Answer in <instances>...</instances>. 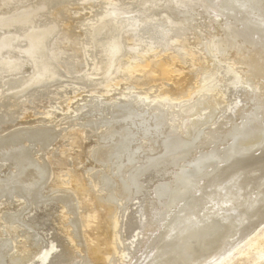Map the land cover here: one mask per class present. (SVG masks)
Listing matches in <instances>:
<instances>
[{
  "label": "bare ground",
  "instance_id": "1",
  "mask_svg": "<svg viewBox=\"0 0 264 264\" xmlns=\"http://www.w3.org/2000/svg\"><path fill=\"white\" fill-rule=\"evenodd\" d=\"M109 1L114 9L107 0H0V264L35 261L44 240L24 214L48 203L61 207L69 243L45 264H213L264 226V0ZM178 46L196 62L173 75L175 57H155ZM224 55L230 72L217 90L178 102ZM232 73L243 86L235 116L224 113ZM68 80L81 86L66 84L68 94L93 90L53 124L81 117L69 143L85 146L84 161L73 165L71 147L51 153L66 137L49 126L44 98L67 93ZM34 109L44 127L9 132L15 114L21 122ZM141 194L139 217L126 222L141 233L125 263L130 239L116 227Z\"/></svg>",
  "mask_w": 264,
  "mask_h": 264
},
{
  "label": "rangeland",
  "instance_id": "2",
  "mask_svg": "<svg viewBox=\"0 0 264 264\" xmlns=\"http://www.w3.org/2000/svg\"><path fill=\"white\" fill-rule=\"evenodd\" d=\"M107 2H108V7H110V8H108V9H114L113 8V6H111V5H113V4H111L110 3V1L109 0H107ZM109 3H110V5H109ZM106 5V6H107ZM118 5V4H117ZM115 6V5H114ZM199 18V19H198ZM197 19H198V22H197ZM195 20V21H194ZM202 22V19L200 18V17H194L193 18V23L196 25V27H198V24H200ZM197 23V24H196ZM206 30L207 29H205L204 30V28H202V29H200L199 28V30L197 29V33H198V35L200 34L201 36H202V34H204V33H206ZM201 31H203V32H201ZM214 32V31H213ZM208 33V32H207ZM191 38H195V35L194 34H192L191 36H190ZM203 37V36H202ZM182 40H184V38L182 39ZM182 40H180V42L182 41ZM200 47H196L195 48V50L198 52V55L199 54H201L202 56L201 57H203V61L204 62H207V59H205V55H204V53L201 51V49H199ZM191 51V49H186V48H180L179 46L177 47V48H175V49H167V50H163L159 55H157L156 57H155V59L156 60H158V59H163V58H167L168 56H170L171 55V57H175V62H176V65L174 66V67H172L171 68V70L173 71L172 73H173V75L175 74V75H179V74H181V73H183V69L186 67V66H188V64L189 63H192V65L193 64H195V62H196V60H194L193 59V57H192V52H190ZM172 54H174V55H172ZM166 55V56H165ZM168 55V56H167ZM229 56V55H228ZM227 55H224L223 56V58H224V60H222L221 58L220 59H218V58H216L215 60V64L217 65V67H216V69L214 70V71H212L211 73H209V75H205L204 77H200V79H198L197 81H196V83H195V85L192 87V89L189 91V93H188V95L186 96V97H181L182 99H178L177 101L179 102V101H181V100H185V101H190V100H192V98H194V97H196L198 94H201V93H210V92H212V91H214V90H217V88L216 87H218L219 85H218V80H217V78L220 76V75H227L229 72H230V62L228 61H225V59H227V58H229ZM201 60V59H200ZM137 61H138V63H139V65L140 66H143V65H147L148 64V62L146 61V59L145 58H138L137 59ZM227 62V63H226ZM133 69H137L138 67L136 66V65H134V67H132ZM117 70H119V69H117ZM116 70V71H117ZM147 70V66L144 68V71H146ZM94 71L96 72V70H95V66L92 68V70H91V72L92 73H94ZM112 76V75H111ZM154 76H156V75H154ZM203 76V75H202ZM69 78V77H68ZM68 78H65L66 80L68 79ZM64 79V81L66 82V80ZM117 80L118 79H116V80H114V83H116L117 82ZM64 81H61L60 82V84H64L63 82ZM70 80H68L67 81V83H65V85H63V86H65L66 87V84L67 85H69V86H71V88L73 89V87H74V89H76L77 87L78 88H81V86L80 85H78V84H74V83H72V82H69ZM240 81V77H239V75H237V74H235V73H232L231 74V76H230V78L226 81V83H227V85H226V87L227 86H230L232 89H234V91H231V89H229L228 91L230 92V97L233 99H231V98H229L228 99V102H229V104H231V105H228V109L226 110H224V113H226V112H229L232 116H235V110L242 104V95H241V91L243 90V86L242 85H240L241 84V81ZM69 83V84H68ZM59 83H57L55 86H57V85H60ZM72 84V85H71ZM238 84V86H239V88L237 89L236 87V85ZM236 86V87H235ZM86 87H88V89L90 90H88L87 91V88ZM85 88H83L82 90H80L79 92L80 93H78V92H72L71 94H70V92H69V94H68V89H69V91H72L69 87H66L67 88V93H65V91L63 92V89H61V90H55V87L53 88H51L50 87V91L52 90V89H54L55 91H58V92H54L53 93V91H51L50 93H52V94H50L49 93V95L50 96H53L52 98L54 99V97H55V99L56 100H54V102H55V104H53L54 102H53V100L50 98V100H49V98L48 97H50L48 94H47V96H45L44 98H46V100H47V102H49L50 103V106H52V108L50 109V112H52L50 115H48V116H51V115H54V116H52L51 118H52V124H48L50 127L51 126H53V124H55V123H60L61 122V120H60V114H61V116L62 117H64L65 116V114H67V111H68V107H69V104H73V106L74 107H79V106H83V105H85L86 103L85 102H87L88 101V99H89V96L90 95H93V93H92V91H91V86L89 87V86H86ZM85 89V90H84ZM65 90V89H64ZM85 92H84V91ZM60 91V92H59ZM235 91H237L238 92V94H236L235 93ZM84 92V93H83ZM89 94H88V93ZM198 92H200V93H198ZM215 92V91H214ZM59 93V94H58ZM77 93V94H76ZM82 93V94H81ZM92 93V94H91ZM118 93V92H117ZM56 94V95H55ZM232 94H233V96H232ZM60 95V96H59ZM71 95V96H70ZM235 95V96H234ZM237 95V96H236ZM145 96V95H144ZM240 97V98H239ZM61 98V99H60ZM63 98V99H62ZM123 98V97H122ZM242 98V99H241ZM58 99V100H57ZM22 100V99H21ZM51 100H52V102H51ZM66 102V103H64V101ZM85 102H84V101ZM242 100V101H241ZM240 101H241V103H240ZM83 103V104H82ZM239 103H240V105H239ZM80 104V105H79ZM208 103H206V105H207ZM237 105H239V106H237ZM230 106V107H229ZM237 106V107H236ZM70 109V108H69ZM231 109H232V111H231ZM71 110V109H70ZM73 110V109H72ZM71 110V111H72ZM84 110H86V109H84ZM217 110V109H216ZM215 110V111H216ZM219 110L220 111H223L222 109H221V107H219ZM55 111V112H54ZM70 111V113H73V111L71 112ZM33 112H34V115H33ZM82 112V111H81ZM84 112V111H83ZM208 112V111H207ZM31 113L32 114H30V115H33L34 117H32V116H28V117H24V118H22V121L20 122V119L21 118H19V116L17 115L16 116V114H15V118H13V119H15L16 121H17V123H16V121H14L13 120V122H12V120H11V122L12 123H10V125L8 124H2L3 126H6V127H9V128H11V130L10 129H8V128H5V130H6V134L5 135H7L9 132L11 133V131L13 130V131H15L16 129H18V128H25V127H27V128H29V122H30V127L31 126H33V128L35 129L37 126H39V127H37V128H42V127H44V126H42L41 124H36L35 125V121H37L38 120V117L40 116L39 114H40V110H38V109H34V111L33 110H31ZM36 113V114H35ZM206 113V112H205ZM221 113V112H220ZM234 113V114H233ZM57 114V115H56ZM73 114H76V113H73ZM73 114L72 115H70L71 116V118H72V116H73ZM36 117V118H35ZM57 117V118H56ZM59 117V118H58ZM76 116L74 115V119H77V120H74L75 121V123H74V121H73V123L74 124H72L73 126L71 127L70 126V128H69V123L68 124H65V123H62V124H58V125H62V126H59L60 127V129L58 128V127H55V126H53V130L55 131V133H56V136L57 135H61V137H63V136H65L66 137V141L69 143V141H70V143L71 142H73V137L74 136H72V135H75V132L73 131V127H74V129H75V127L77 126V127H82L83 126V124L81 125V123L82 122H80V121H82V120H80V118H75ZM222 117V116H221ZM37 119V120H36ZM28 124H26L25 122ZM56 121V122H55ZM77 121V122H76ZM22 122L24 123L23 125H25L26 124V126H23L22 125ZM14 123V124H13ZM18 123H21L20 125L18 124ZM11 124H13L14 126H16L17 124H18V126L19 127H17V128H15L14 129V126L13 125H11ZM77 124V125H76ZM81 126H80V125ZM76 125V126H75ZM12 126V127H11ZM34 126H36V127H34ZM49 127V128H50ZM54 127H55V129H54ZM67 127V128H66ZM76 127V128H77ZM87 127V126H86ZM86 127H83L84 129L86 128ZM4 128V127H3ZM13 128V129H12ZM36 128V129H37ZM52 128V127H51ZM50 128V129H51ZM63 128H65V129H63ZM26 129V128H25ZM58 129H59V131H58ZM71 131H70V130ZM86 129H88V127L86 128ZM85 129V131L87 132L88 130H86ZM10 130V131H9ZM61 130H63L62 132H60ZM66 130V131H65ZM1 131V130H0ZM9 131V132H8ZM67 133H65V132ZM69 131V132H68ZM4 132V130L3 131H1L0 132V135H3L4 136V134H2ZM58 132H60V133H58ZM5 133V132H4ZM63 133H64V135H63ZM72 133H74V134H72ZM58 136V137H59ZM56 138V140L57 139H61L62 140V138L60 137V138ZM68 138V139H67ZM70 138V139H69ZM71 139H73L72 141H71ZM92 139V138H91ZM60 140V141H61ZM65 141V138H63V140L61 141V142H63L62 143V146L61 145H59L60 147H58V145L56 146L55 145V143H54V145L52 144V146L55 148V146H56V148L54 149V152H52L53 151V148H52V146L51 147H49L51 150V153H53V156H58V155H60L61 154V150L62 149H65V148H68V149H66V152H68L69 150H70V147H71V150H72V165H73V163H74V161H76V159L77 160H81V162L82 161H84V157H83V155H84V151H85V146L83 145V146H81V147H79L80 148V150H79V148L78 147H75V149L74 148H72V144H68L67 142ZM90 141V138H89V140H87V142H89ZM92 141V140H91ZM66 142V143H65ZM86 142V143H87ZM65 143V144H64ZM63 144H64V146H63ZM67 146V147H66ZM62 147V149H60ZM49 148H48V150H49ZM78 148V149H77ZM58 149V150H57ZM73 149H74V151H73ZM35 150V149H34ZM57 151V152H56ZM64 151V150H63ZM35 152H36V150H35ZM59 152V153H58ZM79 154H78V153ZM37 153V152H36ZM39 154H40V152H38ZM56 153V154H55ZM58 153V154H57ZM38 154V155H39ZM55 154V155H54ZM52 156V155H51ZM56 157H53V159H55ZM77 162V161H76ZM75 162V163H76ZM84 164V163H83ZM88 164V163H87ZM84 165H86V163L84 164ZM77 166H79L80 168H82V166H80V165H76V168H75V166L73 167L74 169H77L78 171H79V167H77ZM83 169V168H82ZM149 176V175H148ZM147 179V178H146ZM147 197V195H145V194H141L140 196H138L137 198H135L134 199V201H131V202H129V203H127L126 204V206H125V210H124V214H122V216H121V220H120V222L117 224V227H116V231H118L119 229H120V227H123V229H122V235L123 236H129V239H130V242H129V248H130V250H122L121 251V256H120V259H121V261L122 262H130V259H131V255H132V248H133V246H134V241L137 239V237H138V235L141 233V230H140V228H138V227H136L134 230L130 227V229L129 228H127V226H126V222H127V220L129 219V218H131V217H133V216H135L134 218H138L139 217V214L140 213H138V211L140 210H138L137 209V205H139V200H141V201H143L145 198ZM14 201H16V200H13L12 202H14ZM14 203H16L15 205H17V202H14ZM13 205L14 204H12L11 206H10V208L11 207H13ZM14 205V206H15ZM12 209V208H11ZM10 212V210H6L5 209V213L7 214V212ZM3 212V213H4ZM8 212V213H9ZM13 212V211H12ZM63 211H62V209H61V207L60 206H58L57 204H55V203H48V204H46L45 206L44 205H41L40 207H37V208H35V207H33L30 211H27L25 214H24V220H27V221H31L32 223H34L35 224V228H36V232L41 236V238H42V240H44L43 242H44V244H43V246H42V248L40 249V252H39V254L36 256V259H35V261L32 263V264H45V263H47L50 259H52V257L57 253V251H59V250H61V243H63V241H65V242H68L69 243V238H68V232L66 231V229H65V226H63V223H62V217H63V213H62ZM4 213V214H5ZM125 230V231H124ZM130 230V231H129ZM132 231V232H131ZM128 233V234H127ZM250 237V238H249ZM249 237H247V239H245L242 243H240L239 245H237L235 248H233V250L229 253V254H227V255H225V257H223L221 260H219L217 263H213V264H264V226H262V228L260 227L259 228V231H257V232H255V234H254V232H253V234H251V236H249ZM59 241V242H58ZM61 241V242H60ZM15 250V248L13 249V251ZM13 251H12V253H13Z\"/></svg>",
  "mask_w": 264,
  "mask_h": 264
}]
</instances>
